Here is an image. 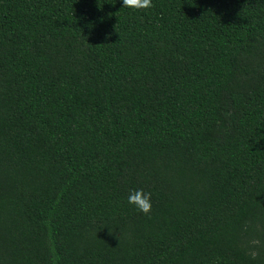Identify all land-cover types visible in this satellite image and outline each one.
Wrapping results in <instances>:
<instances>
[{"label": "trees", "instance_id": "16d2710c", "mask_svg": "<svg viewBox=\"0 0 264 264\" xmlns=\"http://www.w3.org/2000/svg\"><path fill=\"white\" fill-rule=\"evenodd\" d=\"M0 264H264V0H0Z\"/></svg>", "mask_w": 264, "mask_h": 264}, {"label": "clouds", "instance_id": "9594fccd", "mask_svg": "<svg viewBox=\"0 0 264 264\" xmlns=\"http://www.w3.org/2000/svg\"><path fill=\"white\" fill-rule=\"evenodd\" d=\"M121 4L122 7L132 10L150 9L152 0H121ZM126 199L129 205L143 214H148L151 211V193L144 189H130Z\"/></svg>", "mask_w": 264, "mask_h": 264}]
</instances>
